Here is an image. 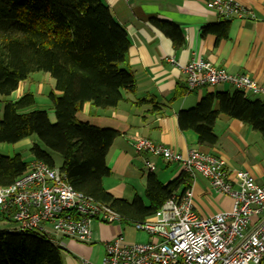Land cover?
Masks as SVG:
<instances>
[{
  "label": "trees",
  "instance_id": "1",
  "mask_svg": "<svg viewBox=\"0 0 264 264\" xmlns=\"http://www.w3.org/2000/svg\"><path fill=\"white\" fill-rule=\"evenodd\" d=\"M229 27L230 21L221 19L202 28L201 36L214 35L218 43L227 38ZM167 29L164 33L181 47L178 29ZM129 47L125 29L102 0H0V144H16L35 136L39 143L29 148L32 160L55 168L51 153L60 155L58 169L66 182L120 215V225L151 218L171 196L183 194L191 184L186 173L166 185L149 175L147 205L137 196L131 202L116 199L103 188L102 181L110 174L107 154L119 133L80 122L76 114L86 103L102 110L115 108L123 100V92H135L133 75L121 67ZM39 72L54 81L47 95L53 105V123L45 111L33 110L36 100L32 94L15 102L7 100L21 82ZM219 114L250 126L264 140V103L235 89L207 94L194 108L178 114V126L197 134L199 144L214 145L213 126ZM30 164L21 154L11 158L0 154V187L13 184ZM0 264L63 261L60 248L41 232L0 230Z\"/></svg>",
  "mask_w": 264,
  "mask_h": 264
},
{
  "label": "crops",
  "instance_id": "2",
  "mask_svg": "<svg viewBox=\"0 0 264 264\" xmlns=\"http://www.w3.org/2000/svg\"><path fill=\"white\" fill-rule=\"evenodd\" d=\"M102 1L128 35L130 47L121 67L133 75L136 86L133 94L122 93L123 100L115 108L102 110L86 103L76 114L80 122L119 133L107 154L110 174L103 179V188L116 199L131 202L137 196L147 205L145 185L149 175L166 185L184 173L177 163L137 153L133 147L136 136L181 154L196 149L219 157L232 177L246 172L257 185L264 187V140L259 132L219 114L213 126L215 144H199L197 134L180 130L177 121L181 111L194 108L207 94L234 91L224 84L187 91L182 69L192 59L210 62L231 74L247 75L264 89V0H236L252 10L256 19L232 18L227 38L218 43L214 35L201 36L202 28L221 20L205 8V0ZM170 26L177 28L183 39L179 48L163 31L170 30ZM28 80L21 82L7 100L15 102L28 93L43 94L41 84H27ZM246 97L264 103V93ZM140 100L149 102L134 105ZM214 108L218 110L217 103ZM33 110L45 111L50 122H54L52 104L44 108L35 106ZM30 138L16 144H0V150L6 151L10 158L21 154L26 147L29 151L36 143ZM32 161L30 156L28 163ZM190 189L194 211L200 216H212L232 208L231 198L216 193L200 175L191 180ZM0 222H3L0 230H14L10 213L0 211ZM90 228L89 243L59 239L63 244L60 247L63 264H100L106 243L123 234L119 224L92 222Z\"/></svg>",
  "mask_w": 264,
  "mask_h": 264
},
{
  "label": "built area",
  "instance_id": "3",
  "mask_svg": "<svg viewBox=\"0 0 264 264\" xmlns=\"http://www.w3.org/2000/svg\"><path fill=\"white\" fill-rule=\"evenodd\" d=\"M205 8L220 19H256L236 0H205ZM182 70L187 91L224 84L244 96L264 93L249 76L231 74L202 59H192ZM133 147L137 153L179 164L191 180L202 176L216 193L231 198L232 208L200 216L189 188L171 196L151 218L129 223L148 241L131 244L119 234L106 243L100 264H264V187L246 172L232 177L223 159L196 149L181 154L137 136ZM0 211L11 213L15 232H41L59 248L60 238L89 243L92 222H122L107 205L76 192L58 168L38 161L13 184L0 187Z\"/></svg>",
  "mask_w": 264,
  "mask_h": 264
},
{
  "label": "rangeland",
  "instance_id": "4",
  "mask_svg": "<svg viewBox=\"0 0 264 264\" xmlns=\"http://www.w3.org/2000/svg\"><path fill=\"white\" fill-rule=\"evenodd\" d=\"M35 80V81H33ZM27 84H35V86H37L38 84H41V86H43V94L42 95H33L35 97L36 100V106L37 108L39 107H46L49 105L50 101L47 97L48 93L53 89L54 87V81L53 79L49 76V74L47 73H43V72H39V73H34L30 76V80H28ZM26 84V85H27ZM51 104V103H50ZM2 109H3V101L0 100V116L2 114ZM30 139H33L36 143H39L38 139L35 136H32ZM7 145V144H5ZM9 147V146H6ZM25 150V151H24ZM21 150V156L23 158V160H25L26 162H28V160L30 159V155H29V151L28 148L26 147V149ZM0 154H6V151L0 150ZM52 154V158L55 164V167L58 168L61 165V157L58 154L55 153H51ZM3 222H0V228H2V224ZM123 227L122 230V235H123V239L125 242L128 243H145L147 241V237L144 233L142 232H136L132 226L130 225H121Z\"/></svg>",
  "mask_w": 264,
  "mask_h": 264
},
{
  "label": "water",
  "instance_id": "5",
  "mask_svg": "<svg viewBox=\"0 0 264 264\" xmlns=\"http://www.w3.org/2000/svg\"><path fill=\"white\" fill-rule=\"evenodd\" d=\"M226 20L230 21L231 19H226Z\"/></svg>",
  "mask_w": 264,
  "mask_h": 264
}]
</instances>
